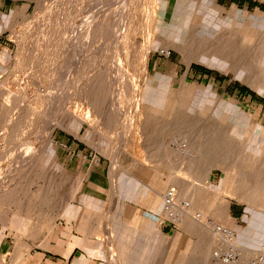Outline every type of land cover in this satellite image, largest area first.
Segmentation results:
<instances>
[{
  "label": "rangeland",
  "instance_id": "obj_1",
  "mask_svg": "<svg viewBox=\"0 0 264 264\" xmlns=\"http://www.w3.org/2000/svg\"><path fill=\"white\" fill-rule=\"evenodd\" d=\"M208 1L165 0L158 7L154 0H136L124 8L123 0H0L4 14L0 16V231L13 226L19 234L24 231L50 241L71 220L84 224L86 214L92 212L98 217L103 211L101 194L89 201L84 196L89 174L101 179L93 189L112 190L119 202L120 195L128 192V179L133 177L138 188L153 185L131 177L137 159L159 173L156 187H166L168 182L171 186V176L189 171V151L196 152L201 130L206 122L215 120L227 133L226 145L219 151L227 162L221 165L213 160L218 165L210 171L209 186L216 192H207L206 201L214 206L225 202L228 219L243 228L249 226L247 203L230 194L238 179L243 178L244 192L252 176L263 173L259 171L264 168L261 160L252 164L237 154L251 137L254 124L264 127V93L216 66L189 61L177 47L160 42L163 27L174 31L184 21L190 23L208 7ZM215 1L216 14L224 23L247 24L258 36L264 34V0H253L254 6ZM123 27L124 35L120 32ZM148 47L149 73L144 72L142 58ZM195 66L210 73H200ZM159 73L167 78L172 102L189 111L172 110L168 115L183 114L192 119L191 124L182 122L169 130V122L164 128L156 127L144 114L136 113L143 102L140 93L145 91L147 75ZM243 87L258 99L241 93ZM146 122L149 125H143ZM52 124L49 154L39 137ZM258 140L257 145L264 147V134ZM195 161L200 164L204 158ZM232 227L233 223L226 224L227 229ZM156 228L161 232L159 223ZM165 228L169 241L170 236L189 233L182 222ZM254 235L255 241L233 242L251 254H261L264 233L254 231ZM219 242L215 241V248ZM210 245L211 241L191 239L181 252L169 251V264H208ZM160 251L158 255L163 257L164 245ZM223 255L221 260L226 261ZM233 255H241L237 264H246L241 253Z\"/></svg>",
  "mask_w": 264,
  "mask_h": 264
},
{
  "label": "bare ground",
  "instance_id": "obj_2",
  "mask_svg": "<svg viewBox=\"0 0 264 264\" xmlns=\"http://www.w3.org/2000/svg\"><path fill=\"white\" fill-rule=\"evenodd\" d=\"M123 1L125 3L124 4V8H125L128 6L129 3L130 4L134 3L136 0H123ZM154 1L156 2V5L158 7L159 5L161 7L162 1L165 0H154ZM208 2H209L208 7L206 9H201L197 13L196 17L195 18L193 17L190 23H188V21L186 20L180 25L181 27H179V29H175L174 31L171 30L172 28L169 29L168 27H163L164 29L162 28V33L161 35H159L161 40L160 42L167 44L170 43L174 47H177L183 52L185 58L188 59L189 61L196 59L203 62L204 64L216 66L221 70L234 74L236 77L241 78L242 80L252 84L254 87L258 88L261 92L264 93V34L258 36L256 30L252 26L247 24L224 23L223 20L216 14V10L218 9L216 1L209 0ZM0 14H1L0 16L4 15L1 12ZM117 20L118 19H116V21ZM187 25H189L188 28ZM120 30H121L120 31L121 34L124 35V27ZM115 35H118V33ZM159 43H157V45ZM115 47L117 48L116 45ZM146 50H147L146 56L142 57L144 58L143 69L144 72L146 71L147 73H149L151 50L149 47ZM74 53L75 51L73 52V54ZM72 56H70L71 57L70 61L72 59ZM74 58L76 59V57ZM75 59L73 61L74 63L78 61V59H76V61ZM118 59L119 58H117L116 60L118 61ZM120 61L121 59H119L118 62ZM71 62L69 63L71 64ZM146 79L147 82L145 85L146 86L145 91L139 89L141 90L140 94L142 96L143 102L142 104L140 102V104L138 105V110L136 113L144 114L146 117H148L151 123L156 125V127L164 128L165 126H167L169 122V128H168L169 130L172 127H174L176 124H181L182 122L189 123L192 120L190 117H187L183 114H181V116L178 115V117L176 116L171 117L168 115V113L172 110L181 113L189 112V111L186 110L183 111L184 109H181V107H179L178 104H174L172 102V99L174 97L171 96L170 87L168 92V86H167L168 83H167V78L165 76H163L160 73L156 76L148 74ZM165 82L167 84H165ZM164 85H166V88L160 87ZM188 110H192V109L190 108ZM257 115L258 114L254 116L257 117ZM241 116H247V114L241 113ZM215 121L206 122L204 126L205 129L201 130L203 131V135L200 138L197 137V139L199 140L195 146L196 152L194 153L189 151L191 156V161H190L191 165L188 167L189 171L187 173H182L180 171L182 174L178 173L176 175L174 174L173 176H171V180H172L171 186H169V188L162 193H159V191H154L152 187H150L156 195L157 209L159 210L160 213H162V218L160 220L161 222L159 223V227H161L162 219L164 218V214H165L164 195L167 191H169V189H173L174 190L173 198L175 205H173L172 212L169 215H172L171 219H174L176 217L177 211H181L183 213V219L177 222V226H179L181 222L182 224L184 223L189 233H187V235H185V233L184 234L178 233L176 236H170L171 240L169 241V251H174L177 249L178 252H181V250L187 247L188 241H190L191 239H196L197 241H204V242L211 241L210 249H208L210 253L208 264H214V261H217L218 264H228L227 260L226 261L221 260V255L224 253L227 254V256L241 253L244 257V262L246 264H264V251L261 252V254L259 253L258 255L256 254L254 255L248 251L239 248L237 244L233 242V241L236 242L241 241L244 238L246 239V241H255L254 239L256 238H254L255 236L254 231L264 233V215H263L264 214V168H262V170H259L260 172L263 173H257V174L255 173V175L252 176L251 179L249 178L251 181L249 188L247 190L242 192L241 188L243 185L242 184L243 178H240L238 179L239 182H237L238 185L236 183L237 186L235 190L233 191V193L231 192L232 194H230L231 196H234L235 198H239L247 203L250 209L249 212L250 221H249V226L247 228L236 227L235 222L233 220L231 221L228 219L227 204L225 202H223L220 205L214 206L213 202L209 201L210 202L209 205L208 204L209 202L206 201L207 192L209 191L216 192V190L212 189L209 186L211 169L217 164L216 161L219 162V164L221 165L227 162L226 155H224V153L222 154L219 153V151H221L223 147L226 145L227 140L224 135L226 132L224 131V129H221L222 125H220L218 122ZM148 123L143 125H149ZM254 126L255 128L251 132L252 134L251 137H247L246 144L244 143L245 147L242 151H240V153L237 154V157H240L241 160H247L252 164L257 163L261 160L264 165V150H263L264 147L257 145V143H259L258 139L260 138V136L264 134V127H261L257 124H254ZM143 128L145 130V127ZM176 128H178L177 125ZM54 129H55V125L53 124L47 126L42 131V134H40L39 137V140L44 141V143L48 147L47 151L49 152V154H51L52 152L51 141H52V133ZM141 139L143 138L141 137ZM248 139H250V141H248ZM242 142H244V140ZM198 157L204 158V162L198 164L197 161H195L196 158ZM150 169H151L150 165L144 163L143 160L137 159L135 165L132 167L133 172H131V177L133 174L136 177V180L139 179L140 177L142 178V175L145 173V171L148 173ZM128 180H129L128 192L132 193V191L139 189L145 190V188L135 187V179L133 177ZM185 197H188L189 199L186 200L187 203L186 206L185 205L183 206L182 205L183 198ZM207 204L209 206L208 209H207ZM180 206H182V209H179ZM210 213L212 214V216L208 215ZM216 220H218V222L220 221V223L218 224ZM231 223H233V227L231 230H229L226 228V224L228 225ZM164 238L165 237H163L162 239ZM215 241H220L218 243L219 245H217L216 248L214 245ZM188 264H195V263L189 262Z\"/></svg>",
  "mask_w": 264,
  "mask_h": 264
},
{
  "label": "crops",
  "instance_id": "obj_3",
  "mask_svg": "<svg viewBox=\"0 0 264 264\" xmlns=\"http://www.w3.org/2000/svg\"><path fill=\"white\" fill-rule=\"evenodd\" d=\"M158 175L150 169L142 178L153 184L154 191L162 193L169 188V182L166 187H156ZM88 177L90 184L85 198L89 201L101 194L103 200V211L98 217L92 212L86 214L84 224L71 220L67 228L54 233L50 241H41L38 236L24 231L19 234L13 226L3 229L0 231V264H159L160 260L169 264L170 234L162 228V223L161 232L157 231L162 213L157 209L153 190L144 187L145 190L132 193L126 191L117 202L114 191L93 189L101 180L99 175L90 173ZM86 209L91 207L87 205ZM231 216L237 217L234 212ZM235 225L243 228L236 221ZM162 245L165 253L159 257Z\"/></svg>",
  "mask_w": 264,
  "mask_h": 264
},
{
  "label": "built area",
  "instance_id": "obj_4",
  "mask_svg": "<svg viewBox=\"0 0 264 264\" xmlns=\"http://www.w3.org/2000/svg\"><path fill=\"white\" fill-rule=\"evenodd\" d=\"M173 194H174V190L169 189V191H167L164 195L165 214H164V218L162 219V224L164 225V227L169 226V225H172L175 227L177 225V222L183 219V213L181 211H177L176 217L174 219H171L172 215H169L172 212L173 205H175ZM186 204L187 203L183 201L182 205L186 206ZM179 209H182V206H180ZM240 256L241 255L227 256V254H225L222 256V259L226 258L229 261V264H237L241 258Z\"/></svg>",
  "mask_w": 264,
  "mask_h": 264
},
{
  "label": "trees",
  "instance_id": "obj_5",
  "mask_svg": "<svg viewBox=\"0 0 264 264\" xmlns=\"http://www.w3.org/2000/svg\"><path fill=\"white\" fill-rule=\"evenodd\" d=\"M235 2H238L239 4H242L243 2L244 3H249L250 6H254L256 5L257 3L253 0H234ZM195 68L199 71V72H202V73H210L208 70L202 68V67H199V66H195ZM241 93L243 94H249L252 96V99H258V97H256V95L254 93H252L251 91H249V89H247L246 87H243L241 89Z\"/></svg>",
  "mask_w": 264,
  "mask_h": 264
}]
</instances>
